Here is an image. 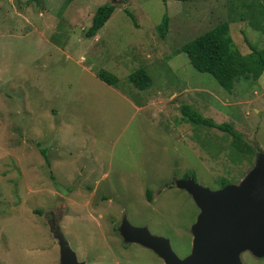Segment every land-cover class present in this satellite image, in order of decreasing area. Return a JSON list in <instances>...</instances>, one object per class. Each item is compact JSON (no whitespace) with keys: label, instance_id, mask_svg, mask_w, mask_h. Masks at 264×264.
Listing matches in <instances>:
<instances>
[{"label":"rangeland","instance_id":"374dc122","mask_svg":"<svg viewBox=\"0 0 264 264\" xmlns=\"http://www.w3.org/2000/svg\"><path fill=\"white\" fill-rule=\"evenodd\" d=\"M250 2L0 0V264H60L63 241L83 264H164L125 241L124 221L168 240L178 259L189 255L199 209L177 183L191 173L216 191L264 157V72L228 92L180 48L228 23L242 56L246 41L261 49L264 33L242 18ZM104 4L114 11L87 38ZM139 69L152 79L143 91L128 81ZM101 70L117 84L97 78ZM182 105L231 124L242 141L189 123ZM239 261L264 257L244 251Z\"/></svg>","mask_w":264,"mask_h":264},{"label":"water","instance_id":"95a60500","mask_svg":"<svg viewBox=\"0 0 264 264\" xmlns=\"http://www.w3.org/2000/svg\"><path fill=\"white\" fill-rule=\"evenodd\" d=\"M177 187L187 191L199 209L190 229L189 255L178 259L168 240L124 221L120 231L126 242L151 250L164 264H240L239 256L244 251L264 257V157L236 185L210 191L186 179ZM59 253L60 264H83L65 241Z\"/></svg>","mask_w":264,"mask_h":264},{"label":"trees","instance_id":"16d2710c","mask_svg":"<svg viewBox=\"0 0 264 264\" xmlns=\"http://www.w3.org/2000/svg\"><path fill=\"white\" fill-rule=\"evenodd\" d=\"M34 1V0H31ZM73 0H66L67 3ZM166 3L167 0H161ZM186 1V0H175ZM255 4V5H254ZM247 10L244 12L242 18L247 19L250 26L256 30L264 33V5L259 3V0H253V3H244ZM251 5V6H249ZM115 6L111 4H104L99 6L91 19V24L85 32L87 38L94 37L97 32L105 25L111 17ZM132 21L134 18L132 14L125 9ZM229 24L222 23L204 34L196 37L180 48V52L185 53L190 65L194 70L200 73L210 74L217 83L226 91L231 92L236 81L240 78L257 81L264 72V47L257 49L246 41L251 53L242 56L239 51L233 46L232 39L229 34ZM159 36L164 38L168 31V17L164 16L162 22L158 27ZM102 82L109 86H115L117 80L108 72L101 70L96 74ZM128 81L132 86L138 90H146L152 84L150 75L143 69L136 70L128 76ZM182 116L193 125H202L209 128H215L230 135L233 141L238 144L242 141V135L234 130L231 124L216 123L212 119L204 118L196 113L190 106L182 105L180 108ZM45 160L47 157L44 153ZM47 162V161H46ZM48 164V162H47ZM193 179L194 174H186L183 178ZM227 184L222 183V187ZM152 192L146 190V197L149 202L152 200Z\"/></svg>","mask_w":264,"mask_h":264},{"label":"flooded vegetation","instance_id":"af4514ba","mask_svg":"<svg viewBox=\"0 0 264 264\" xmlns=\"http://www.w3.org/2000/svg\"><path fill=\"white\" fill-rule=\"evenodd\" d=\"M56 223H58L57 220H56V221H53V222L50 224V226H51V225H56ZM56 226H57V225H56ZM33 258H37V257H33ZM37 259H40V258H37ZM77 261H78V260H77ZM25 262H26V264H27V261H25ZM78 262H79V261H78Z\"/></svg>","mask_w":264,"mask_h":264},{"label":"bare ground","instance_id":"6f19581e","mask_svg":"<svg viewBox=\"0 0 264 264\" xmlns=\"http://www.w3.org/2000/svg\"><path fill=\"white\" fill-rule=\"evenodd\" d=\"M75 257H76V255H75ZM76 260H77V257H76Z\"/></svg>","mask_w":264,"mask_h":264}]
</instances>
